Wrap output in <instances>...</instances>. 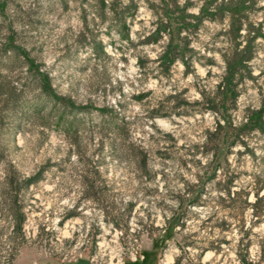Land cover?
<instances>
[{
    "label": "rangeland",
    "instance_id": "obj_1",
    "mask_svg": "<svg viewBox=\"0 0 264 264\" xmlns=\"http://www.w3.org/2000/svg\"><path fill=\"white\" fill-rule=\"evenodd\" d=\"M99 1L0 0V48L12 39L13 48L27 50L50 75L57 96L77 109L90 106L79 113L55 104L11 54L0 58V72L14 80L29 113L19 111L17 121L0 130V146L20 181L45 168L37 184L28 189L20 185L26 220L21 234L15 235L3 193L11 187L9 163L0 164V264H241L236 255L241 227L253 228L251 239L256 242L264 222L255 224L249 209L240 216L235 212L234 218L228 203L220 204L214 182L207 184L201 206H191L200 191L197 175L212 160L200 151L195 155V146L202 145L207 130L215 129L219 115L190 106L175 111L167 101L175 92L182 93V105L183 99L199 100L200 91L214 94L225 68L223 55L230 50L221 33L225 25L206 21L195 37L196 49L212 58L213 65L203 60L195 74L185 75L179 63L170 78H164L151 63L161 46L139 44L156 21L147 0H135L139 11L134 19L128 17L136 46L121 41L109 18L101 20ZM251 19L264 29V0H258ZM93 39L102 43L107 58L95 52ZM253 48L255 80L246 78L240 87L238 108L231 113L236 124L243 122L247 109L258 108L264 96V41ZM144 55L151 60V71L143 72L137 64ZM103 108L113 121L127 123L126 139L133 152L126 149L129 144L119 147L116 129L101 130ZM75 121L82 125L78 145L71 137ZM102 142L107 143L103 149ZM248 147L249 153L239 146L230 154L225 150L207 174L221 165L218 176L228 172L236 177L234 191H250L255 177H264V134L254 133ZM141 150L148 154L147 174L138 167ZM86 181L97 182L98 201L84 198ZM187 183L196 185L194 194L186 193ZM254 200L251 195L249 201ZM210 247H221V253L207 250ZM249 254L257 259V244Z\"/></svg>",
    "mask_w": 264,
    "mask_h": 264
},
{
    "label": "trees",
    "instance_id": "obj_2",
    "mask_svg": "<svg viewBox=\"0 0 264 264\" xmlns=\"http://www.w3.org/2000/svg\"><path fill=\"white\" fill-rule=\"evenodd\" d=\"M146 2L150 9L154 11L156 21L153 31L144 36L139 41V44L142 46L160 45L161 51L153 61L147 55L138 56L137 64L143 72L151 71L152 68L148 69L147 67V63L150 61L156 65L154 68L158 75L164 78H170L173 67L179 63L184 66L185 75L195 74L196 64L204 65L203 60H207L208 63L213 65L214 60L212 58H207L205 54L196 49L194 45L195 37L206 21L225 25L221 33L229 44L230 50L223 55L225 68L214 94L200 91L201 97L199 100L190 102L183 99L182 105L179 103L182 93L175 92L167 97V101L175 111L181 108L187 109L190 106L203 108V112L219 115L215 129L213 131L207 130L202 145L195 146V155L200 151L202 156H211L212 160L208 166L203 168V174L197 175L200 191L196 193V196L191 201V206H201L207 184L214 182V185L218 187L216 190L220 196V204L228 203L226 208L233 213L232 216L234 218L236 217L235 212L238 213L237 216H240L246 209H249L256 220L255 224L264 222V177H255L250 186V191L242 189L234 191L236 177L229 176L228 172L224 173L222 178L218 176L221 165L215 167L209 175L207 174L208 169L219 160L225 150L230 154L233 148L239 146L244 147L245 152L249 153V138L254 133L264 134V96L258 108L246 110L241 124H236L231 116V113L238 108L240 87L246 78L252 81L255 80L251 69V63L256 58L253 47L259 40L264 41L262 23H256L251 19L252 14L256 10L258 0H157L156 3L147 0ZM195 7L198 8L197 13L192 12ZM98 11L103 22H106L105 20L109 18L111 23L114 24L121 41H126L130 45L136 46L131 39V35H129L128 27V17L131 16V19H134L139 11V4L135 0H130L128 4H123L122 0H100ZM13 45L14 41L8 39L0 48V58H7L11 54L16 59L15 63L26 70L25 74L28 78L37 84L40 90L51 98L55 104H62L65 109L77 110L79 113L90 110V106L77 109L72 103H68L66 99L57 96L52 89L50 75L42 71L39 63L31 57L27 50L13 48ZM90 45L99 54L100 58L105 59L108 57L102 43H97L93 39ZM24 101L25 99L21 95V91L16 87L14 80L0 72V130H4L8 123L17 121L15 115L19 111L25 115L29 114L24 111V108L27 107ZM99 111L103 115V123L100 125L101 130L116 129L121 142L119 147L129 144L126 149L133 152L132 143H128L126 139L125 126L127 123L122 122V124H119L113 121V117L107 113L105 108ZM157 117L151 116L152 119ZM72 126H74L72 127V142L78 145L77 135L82 125L75 121ZM18 130L16 128L15 132H13L12 138L14 142L16 141ZM1 138L2 135L0 134V142ZM106 144L102 142L101 148L103 149ZM115 144V142L109 143L112 149L116 148ZM6 153L5 147L0 146V164L6 162L8 165L9 161ZM251 155L254 156V153L252 152ZM137 160L139 169L143 174H147L149 167L147 152L144 150L139 151ZM228 161V157L225 156L224 163L229 166ZM97 162L99 163L100 160L98 159ZM196 163L201 164V161ZM97 165H92L91 167L96 168ZM8 166L10 169L8 168L7 177L10 178L8 184L11 187L3 193L5 203H7L9 209V216L14 219L16 224L14 234L18 235L21 234L23 223L26 220L22 212L23 205L20 198L24 189L20 185L28 189L30 186L37 184L38 178L44 175L45 168L40 169L33 175L32 179L20 181L14 167L10 163ZM205 179L207 182H204ZM96 183V181L83 182L86 186L85 199L94 202L98 201L97 193L99 191L94 187ZM186 188V193L188 194L196 192V185L187 183ZM251 195L255 198L254 202L249 201ZM178 201L180 204L183 202L181 199ZM133 207L134 204H130L128 210L132 211ZM252 232L253 228L244 231V228L241 227V238L238 243L240 250L237 251L236 255L241 264H264V233L255 242L251 239ZM253 244H257L258 247L257 259H252L249 254ZM207 250H214L218 255L221 253V247H210Z\"/></svg>",
    "mask_w": 264,
    "mask_h": 264
}]
</instances>
